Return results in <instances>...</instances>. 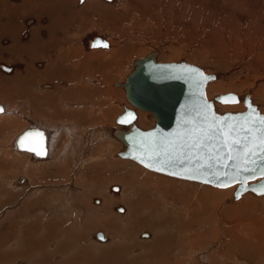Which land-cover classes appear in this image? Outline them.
<instances>
[{"label":"rangeland","instance_id":"obj_1","mask_svg":"<svg viewBox=\"0 0 264 264\" xmlns=\"http://www.w3.org/2000/svg\"><path fill=\"white\" fill-rule=\"evenodd\" d=\"M21 1L8 0V3L3 6L0 3V44L2 42L6 46L7 42H11L8 36H10L9 30L13 25L5 27L6 23L18 21L22 25H26L25 23L30 19L34 25L38 22V17H35L36 14L34 17H22V3L19 4ZM132 1L117 0V4H115L118 6L115 5L114 12H110L113 13L111 18H104L103 14L101 15L102 17H88L87 21L78 20V27L73 26L70 28L67 26L65 28V30L69 28V31H77L70 33L71 35L67 31L64 34L66 38L73 37L83 42L87 37L100 35L108 39L113 46V51L124 47L131 49L125 57L118 60L116 66L111 68V71L107 73V70H104L106 76H111V81H104V87H101L103 91L97 88L98 92L95 87L99 85V74L93 75L97 69L95 67L98 66L96 63L97 59H90L85 64L76 65L75 62L79 52L73 50L70 51L68 56L65 54L62 57L63 60L57 61L58 66L60 62L66 64L65 68L66 66H72L71 69H68L76 74H78V71L85 73L86 76H83V80L90 78V83H87L89 81L85 79L79 85L82 88V94H75L77 97L75 96L74 98L73 96L72 98L74 107H77L75 108L76 112L81 111L80 119H58V122L62 125L67 122L73 123L77 130L75 131L74 127H69L71 128L70 131L76 134L78 132L81 133L80 143L76 144L77 140L74 137L73 139L71 136L68 137L71 132L62 128V132H64L62 138L65 143L63 144L65 146L63 148L67 147L66 157L68 159L65 165L60 164L62 167L57 165L37 169L34 165L24 163L21 160V156L11 150L9 143H7L11 139L10 137L16 133L19 134L24 129V126L27 127L29 125L26 122L27 118L23 117L28 115L27 111H32V114L38 117L43 116L34 106L35 104L31 100L33 99L32 96L34 95L36 98L46 97L48 92H44L46 87H43L44 90H40L43 84H52L53 82L57 84L59 80H50L48 79L49 77H46L47 79L43 77V80L41 77L40 79L36 78L37 80L35 79L33 85L34 87L37 85L38 88H34L31 81H29L30 100L25 97H19L23 94L21 93L23 92V88L17 91L11 89V95H8L7 91L3 92L5 95L0 94V103L8 104V101L12 100L10 101L12 105L20 103L19 108L26 110V112H21L19 116H16L13 121L11 120L12 130L0 136V230L3 228L0 231V236L7 228H11L10 234H7V238L9 239H6L10 243L2 246L3 251L10 254L14 247L20 243V239H17V236L20 238L19 233L21 234V231L23 232L25 228H28L30 224L29 217L34 215L37 221L40 222L44 215L59 214L60 218L65 219L63 223L66 225H63V223H61L62 225L56 224L54 228L57 229L54 232L58 237H54L52 240L54 243L50 242L51 250L48 249L51 254L57 251V249L61 251L60 254L56 252V255L53 254L55 262L56 260L59 261V259H61L62 263L70 262L69 258H71V260L78 262V264H264V198L249 195L251 197L243 198L249 199L246 205H240V203H243V199L235 204H230L228 201L233 197L236 189L235 186L226 189L203 186L198 183L163 176L149 171L135 162L118 159L116 155L121 150V144L111 136V132L104 133L102 136L99 134L94 142L85 141L87 134L85 129L92 121L95 122L94 128L96 129L106 126L107 129L111 130L114 124L112 123L113 118L117 114L120 115V111L124 110L122 108V104L126 101L124 99L125 95L123 96L124 93L120 94L119 97L117 96L114 102L110 101V96L116 95V93L113 94L115 89H113L111 84L117 81L118 83L124 82L126 77L131 73L135 61L148 56L152 51L158 50L159 58L162 62L185 60L188 63L203 67L208 73L214 72L223 76L221 81L230 83L232 87L229 86L230 88L224 89L219 94L237 92L242 95L246 91L253 90V99L264 114V0H252L253 2L251 0H201L202 2L200 0H193L192 3H190L191 0H185L180 5L176 3L178 0ZM171 1H175L178 7L170 8L169 3ZM224 7L230 9L225 11ZM57 11L56 8L52 10L53 13H57ZM70 12H67V15H71ZM43 21L47 25L50 19H48V16H45ZM189 23L191 24L189 25ZM34 25L29 27L26 25L25 29H27V32H30ZM43 32L46 34L47 30ZM19 34L21 33L19 32L14 36ZM28 34L30 37L31 34ZM3 36H7L6 40L8 39V41H4ZM62 41L64 43L63 39ZM119 41L123 43L121 47L118 43ZM64 49L65 47L62 45V48L57 53H64ZM0 50L9 54L8 50L2 48ZM34 51L30 53V57L35 59L33 72L31 71L35 74L33 78H35L40 70L39 66L36 69L34 65L36 63H39L41 66L47 64L44 61L43 50ZM108 52L110 51L104 52L103 50V53ZM51 54L53 55V53ZM64 57H67V59ZM25 58L27 60L29 56ZM72 62L73 64H71ZM100 62L102 60H99V64ZM0 64L9 68L13 66L12 69L14 71L11 74H7L0 69V77L11 81L9 77L14 75L13 73L16 69L23 71L26 63L16 62L11 65V63L0 61ZM65 68L62 70H65ZM100 71H102V68ZM4 82L1 81L0 83ZM60 83L66 84L63 81ZM72 86L73 83H71V88ZM69 89L70 87L68 86L66 90ZM216 104L220 105L221 108L227 107L223 111L245 109L243 105L240 107ZM82 109H86V111L83 112L84 110ZM92 111L98 113L91 115ZM103 112H108L107 115L111 118L110 120L107 119V123L106 120L99 122V119H102ZM154 122L155 120L151 116L150 119H147V122L143 121L145 124L143 125L149 128ZM92 132H94V129ZM70 141H72V144H70ZM81 144H83L84 150L80 149L79 146ZM81 152H83V156ZM25 175L31 176L34 181L38 176V179L40 177L56 176L57 178H62L60 181L66 184H61L62 186L60 185L58 190L55 185L50 187L51 185L43 184L42 181H39L36 184L29 183L27 187L22 186L18 190L17 182ZM34 175L37 176L35 177ZM54 182L50 181L46 183ZM113 186H120L122 188L121 193H119L120 195L115 196L114 194L116 193L110 191V188ZM44 189L51 190L50 192L54 196H46V199L42 198L45 197L44 192H48ZM124 190L125 192L123 193ZM228 190L233 191L232 195H226ZM23 191H31L29 193L30 196L23 194ZM57 200L61 204L64 203L63 207L60 206ZM34 201L38 203L32 205ZM97 201L100 202L97 203ZM120 207L125 208V213L120 212ZM245 220L251 226L254 225V227L250 228L247 225L248 228L244 229L238 225L242 221L245 222ZM219 223L220 225H218ZM234 225L238 229L233 227ZM216 227H220L221 230L212 231V243L207 241L208 243L202 244L201 240L198 239V241H195V234L198 235L201 232L202 235L204 228L210 231ZM51 228H42L43 231L38 230L40 233L38 235L36 233L35 237L32 238L38 240L42 238V234L43 238L47 237L50 234ZM32 230L34 231V229ZM63 230L65 232H62ZM100 230L110 238L107 245L97 242L95 238V234ZM239 230L241 231L240 233H238ZM146 232L151 234L150 239L142 237L141 234ZM213 233L216 234L215 237ZM21 237H23V234ZM43 241L38 240V244L43 243ZM31 243H33L31 246L35 245L33 241ZM46 248L48 247H44V249ZM221 250L224 251L222 257L219 255ZM37 252L41 253L38 248L37 251L31 253L38 255ZM44 252L41 254L44 255ZM4 255L0 254L3 260H6L7 257ZM34 258H37L35 254L30 256L28 250H20L14 261L6 263L2 261V263L18 264L19 262H23L24 264H33ZM37 259L40 258L38 257Z\"/></svg>","mask_w":264,"mask_h":264},{"label":"water","instance_id":"obj_2","mask_svg":"<svg viewBox=\"0 0 264 264\" xmlns=\"http://www.w3.org/2000/svg\"><path fill=\"white\" fill-rule=\"evenodd\" d=\"M89 47L108 48L109 41L104 36L95 35L89 40ZM217 77L216 73H207L203 67L185 60L160 62L156 52L138 59L125 82L127 99L133 107L125 106L116 118V122L125 127L115 131V136L125 144L117 155L149 170L180 179L216 187L237 185L234 200L245 193L264 195V175H261V167L264 166L261 158L264 157V123L261 121L264 114L253 101L251 92H246L242 98L237 92L209 98L207 86ZM242 99L244 110L221 112L217 109L216 103L233 104ZM134 107L151 112L154 124L149 128L140 126ZM129 113L131 117H128ZM125 118L128 122L121 123ZM229 125L233 129L231 138L240 140L232 152L237 157L234 160L225 159L227 150L223 147L222 133L228 130ZM197 142L202 146L192 147ZM16 144L19 150L30 151L35 157L48 155V134L41 127H27L18 136ZM245 144L251 150L246 164L239 159ZM20 181H24V177ZM119 209L123 210L122 207ZM95 236L99 241L107 240L101 230ZM143 236H148V233H143Z\"/></svg>","mask_w":264,"mask_h":264},{"label":"bare ground","instance_id":"obj_3","mask_svg":"<svg viewBox=\"0 0 264 264\" xmlns=\"http://www.w3.org/2000/svg\"><path fill=\"white\" fill-rule=\"evenodd\" d=\"M18 1V0H17ZM50 1V0H49ZM49 1H45V0H22L19 4L22 3V17L26 18L28 16H31V17H34L35 14L36 16L35 17H38V22L36 25L33 24V22L30 20H28L25 24L29 27L31 25H34L33 28H31V31L30 32H27V29H25L26 25H22V23L18 22V21H12L10 23H6L7 25H5V27L7 26H11V24L13 25L12 28L9 30L10 31V40L11 42H7V45H3L2 42L0 44V48L4 49V50H8L9 54H7V52H2L0 50V61H3V62H7V63H11V65L13 63H16V62H24L26 63L25 64V69L22 71H20L19 69L15 70V72L13 73L14 75L13 76H10L9 79L11 81H7L4 79V77H0V82H7V83H0V94L2 95L3 92H6L8 93V95H11L12 93V90L14 91H17L18 89H22L23 88V93L21 96L19 97H25L26 99L30 100V97H31V93H29V81H31V84L32 86L34 87L33 83L35 82V79H41L44 77V78H48V79H58V83L54 84H43V86L41 87L42 89L40 90H44L43 87L45 88L46 87V90L45 91H48L47 92V96L46 97H40V98H36L34 95L32 96L33 99H31L33 102H34V106L36 107V109L38 111H40L42 113V117H38V116H35V114H32V111L28 112L27 111V116H23L25 118H27V123L29 124L27 127L31 126V125H35V126H38V127H41L43 129L46 130L47 134H48V155L46 157H43V158H38V157H35L33 155V153H31L30 151H21L18 149L17 145L16 144V141H17V138L18 136L27 128L26 126H24V129H22V131L19 132V134H14L12 137H10L11 139H9V141L7 143H9V147L11 150H13L14 152H16V154L20 155L21 156V160L24 161V163H27L28 165H34L36 166L37 169H40L42 167L44 168H48V166H57V165H65V163L68 161L67 157H66V154H67V147L66 148H63L65 147L63 144L64 141H63V133L62 132V128H65L67 131L71 132V128L69 127H74L75 131L77 130V128L75 127V125L72 123L70 124V122L68 123H65L64 125H62L61 123L58 122V119H77L79 120L81 117V111L80 112H76L77 110L75 108L77 107H74V103L72 102V98L76 95H79V94H82V88L79 86L80 84H82V81H84L85 79H87V81H89L90 78H85L84 80L82 79L83 76H86L85 73H82V71H78V74L74 73L73 71H70L69 69H71L72 66H66L65 68V65L64 63L60 62L59 66L57 65L59 60H63V56L65 54H67V56L70 54V51H73V50H77L79 52V55L78 57L75 59L76 60V65L78 64H85L87 60H90V59H97L96 60V63L98 66H96L95 68H97L95 70V74L93 75H96V74H99V82H98V86L95 87L96 89L97 88H100L101 87H104L103 83L104 81H108L110 82L111 81V76H106L105 73L108 71H111V68H113V66H116L118 60L123 57H125V55L127 53H129L131 51L130 48L128 47H124L120 50H112L113 46L112 44H110L109 42V47L108 48H103V47H97V48H91L89 47V40L91 38H93L95 35H92L91 37H87L83 42L80 41V39L78 40L77 38H71V37H64V34L67 33V31H69L67 28V30H65V28L68 26L70 28H72L73 26H77V21L78 20H88V17H102L101 15L103 14L104 18H108V17H112V14L113 13H110V12H114L113 9L115 7V5L117 4V0H84V1H81V0H51L50 2ZM134 1V0H133ZM132 1V2H133ZM140 1V0H139ZM142 1V0H141ZM144 1V0H143ZM185 1V0H178L176 1V3H179L182 4V2ZM193 0H191L190 3H192ZM201 1V0H200ZM252 1V0H251ZM172 2V3H171ZM169 4H170V8L172 7V9L174 7H178V5L175 4V1H171ZM189 2V1H187ZM202 2V1H201ZM253 2V1H252ZM0 3L1 5L3 6L4 4L8 3V0H0ZM116 3V4H115ZM139 3V2H138ZM143 3V2H142ZM145 3V2H144ZM234 3V2H233ZM120 4H122L120 2ZM126 5V4H125ZM124 5V6H125ZM195 5V3H194ZM246 5V4H244ZM118 6V5H116ZM15 7V6H14ZM19 7V6H18ZM126 7V6H125ZM150 7V6H149ZM194 7V6H193ZM7 8V7H6ZM56 8L58 11L57 13H53L52 10ZM120 8V7H119ZM124 8V7H123ZM144 8V7H143ZM189 8V7H188ZM203 8H205L203 6ZM121 9V8H120ZM119 9V10H120ZM176 9V8H175ZM230 9V8H229ZM228 7H224V10H229ZM254 10V9H253ZM56 11V10H54ZM70 12L71 15H67V12ZM193 11V9H192ZM257 11V10H256ZM118 12V11H117ZM170 12V11H168ZM176 12V11H175ZM119 13V12H118ZM259 13V12H258ZM56 14V15H54ZM167 14V13H166ZM179 14V13H177ZM21 15V14H20ZM98 15V16H97ZM156 15V14H155ZM163 15V14H162ZM45 16H48V19H50L49 24L45 25V22L43 21V18ZM172 16V15H171ZM252 16V15H251ZM158 18V17H157ZM171 18V17H170ZM21 19V17H20ZM155 19V18H154ZM15 20V18H14ZM156 20V19H155ZM6 22V21H5ZM25 22V21H24ZM23 22V23H24ZM189 22V21H188ZM47 23V22H46ZM83 24V23H82ZM188 24V23H187ZM191 23H189L190 25ZM174 25V24H173ZM90 26V25H89ZM78 27V26H77ZM187 27V26H186ZM93 28V27H92ZM84 29V28H82ZM47 30V33L44 34L43 31ZM74 30V29H73ZM25 31V32H24ZM21 33L17 36H14L18 33ZM73 32H77L76 30L74 31H69L68 33H73ZM24 33V34H23ZM30 33V37H29V34ZM71 35V34H70ZM68 35V36H70ZM76 35V34H75ZM82 36V35H81ZM80 36V37H81ZM6 37L7 36H3V40L4 41H8V39L6 40ZM1 38V37H0ZM13 38V40H12ZM23 39V40H22ZM62 39L64 40V43H62ZM120 47L121 45L123 44L122 42H118ZM62 45H64L65 49H64V53H57L58 50H60L62 48ZM175 45V44H174ZM61 46V47H60ZM261 46V45H260ZM60 47V48H59ZM262 47V46H261ZM162 49V48H161ZM160 49V50H161ZM34 50H37V51H42L44 52V58H45V62H47V64L45 66H41L39 65V63H36L34 66V68L38 69V66H39V71L38 73L36 74L35 78L34 75L32 72V69H33V63L35 61V59L32 57H30V53ZM84 50H87V51H84ZM103 50L104 52L106 51H110L108 53H103ZM112 50V51H111ZM63 51V50H62ZM159 51V50H158ZM158 51H154L157 53V59L158 61H160V58H159V52ZM167 51V50H165ZM16 52V53H15ZM35 52V51H34ZM84 52V53H83ZM135 52V51H134ZM153 52V51H152ZM169 52V50H168ZM12 53V54H10ZM41 53V52H40ZM53 53V55L51 54ZM55 53V54H54ZM170 53V52H169ZM186 53V52H185ZM63 54V55H62ZM11 55V56H10ZM191 55V54H190ZM10 56V57H9ZM29 56V59L26 60L25 57H28ZM42 56V55H41ZM169 56V55H168ZM189 56V55H187ZM65 58V57H64ZM164 58V57H163ZM191 58V57H190ZM193 58V57H192ZM67 59V57L65 58ZM102 60V62H100L99 64V60ZM260 59V58H258ZM106 60V61H105ZM192 60V59H191ZM194 60V59H193ZM197 60V59H196ZM66 62V60H64ZM136 62V61H135ZM135 62L132 66V71L134 69V66H135ZM162 62V61H160ZM179 62V61H178ZM260 62V61H259ZM67 63V62H66ZM73 64V62L71 63ZM70 64V65H71ZM81 64V65H82ZM95 64V63H94ZM9 66V65H8ZM80 66V65H79ZM21 67V65H20ZM19 67V68H20ZM82 67V66H81ZM264 67V65H263ZM13 66L11 68L5 66V65H2L0 64V69L7 73V74H11L14 70L12 69ZM65 70H62L64 69ZM69 68V69H68ZM78 68V67H77ZM102 68V71H100V69ZM68 69V70H67ZM76 69V67H75ZM73 69V70H75ZM80 69V68H79ZM77 69V70H79ZM76 70V71H77ZM104 70H107L106 72ZM261 70V69H260ZM32 71V72H31ZM100 71V73H99ZM131 71V72H132ZM206 71V70H205ZM207 72V71H206ZM88 73V71H87ZM208 73V72H207ZM220 74V73H219ZM41 75V76H40ZM109 75V74H108ZM218 75V73H217ZM90 77V76H89ZM95 77V76H93ZM98 77V76H97ZM46 78V79H47ZM223 76H220L218 75L217 79L211 81L209 83V85L207 86V96L209 98H213L216 93L218 92V94L220 92H222L224 89H228L230 87H232V85L230 83H224L222 82ZM8 79V80H9ZM18 79H20L18 81ZM36 79V80H37ZM127 79V77H126ZM126 79L124 80V82H121V83H118V81L114 84H111L114 92L116 93V95H112L110 96V101H115L117 99V96L119 97L120 94H123V96L125 95V98L126 101H124L125 103L122 104V108H124L125 106L127 107H133L132 104L128 101L127 99V95H126V88H125V82H126ZM43 80V79H42ZM53 80V81H54ZM40 81V80H39ZM63 81L64 83L66 82L65 85L61 84L60 82ZM81 81V82H80ZM45 82V81H44ZM242 82V81H241ZM245 82V81H244ZM60 83V84H59ZM71 83H73V86L71 88ZM87 83H90L87 82ZM87 83H85L86 85H88ZM243 84V82H242ZM248 84V83H247ZM70 87L69 90H66L67 87ZM96 86V85H95ZM230 86V87H229ZM115 87V88H114ZM34 88H38L37 85L34 87ZM261 88V86H260ZM12 89V90H11ZM48 89V90H47ZM111 89V88H110ZM88 90V88H87ZM209 90V91H208ZM101 91H103L101 89ZM260 91V90H259ZM97 92H98V89H97ZM106 92V91H105ZM108 92V90H107ZM246 92H251L252 94V99H253V90L252 91H246ZM245 92V93H246ZM20 93V94H21ZM209 93V94H208ZM215 93V95H214ZM244 93V94H245ZM16 94V93H15ZM19 94V95H20ZM76 94V95H75ZM100 94V93H99ZM5 95V94H3ZM18 95V93H17ZM214 95V96H213ZM243 95V94H242ZM242 95H241V98H242ZM86 96V95H85ZM211 96V97H210ZM257 96V95H256ZM16 97V96H15ZM18 97V98H19ZM77 97V96H76ZM17 98V99H18ZM8 101V100H6ZM12 101V100H10ZM8 101V104H2L0 103V105L3 106V111H0V136H2V134H5V132H8L9 130H12L11 129V120L13 121L16 116H19V114H21V112H26V110H21L19 108L20 106V103L18 105H12V102ZM118 101V100H117ZM254 101V99H253ZM82 102V100H81ZM255 102V101H254ZM11 103V104H10ZM15 103V102H14ZM83 103V102H82ZM106 103V102H105ZM17 104V103H16ZM80 104V103H79ZM110 104V103H109ZM108 104V105H109ZM113 104V103H112ZM111 104V105H112ZM223 106L225 105H232V106H245L244 105V101L243 99L239 102V103H233V104H222V103H219ZM77 105V104H76ZM107 105V104H106ZM217 105V104H216ZM14 106V107H13ZM90 106V105H89ZM115 106V105H114ZM12 107V108H11ZM109 107V106H108ZM117 108V106H115ZM114 108V107H112ZM136 108V107H134ZM224 108H227V107H223L221 108L220 105H217V109L221 112H224ZM27 109V108H26ZM109 109V108H108ZM28 110V109H27ZM84 110V109H82ZM106 110V109H105ZM112 110V109H110ZM109 110V111H110ZM115 110V109H113ZM137 110V113H138V119H137V123L140 125V126H144L145 124L143 123V121L145 120V122H147V119H150V117L152 116L153 119H154V116L151 112L149 111H146V110H142V109H138L136 108ZM86 109L83 111L85 112ZM98 111H101V110H98ZM107 111V110H106ZM116 111V110H115ZM124 110L120 111V113H122ZM34 112V111H33ZM102 112V111H101ZM111 112V111H110ZM38 113V112H37ZM98 113V112H97ZM95 113L94 111H92L91 115L92 114H97ZM104 113V112H103ZM108 112L102 114V119L100 120L99 119V122L100 121H105L106 120V123H107V119L110 120L111 118H109L107 115ZM114 113V112H113ZM116 113V112H115ZM119 113V114H120ZM151 114V115H150ZM38 115V114H36ZM118 115V114H117ZM117 115L115 116V118H113V126L111 127V130L110 129H107L106 126L104 127H99L100 129H96L94 128V125H95V122H91L89 120V122H91V124L87 125L86 127V131H87V134H86V139L85 141H88V142H94L95 139L98 137V135L100 134L101 136L104 134V133H109L111 132V136H113V138H115L116 140H118V142L121 144V150L124 149L125 147V144L122 143V141H120L116 136H115V131L120 128V129H125V127L119 125L117 122H116V118H117ZM47 119H46V117ZM111 117V116H110ZM29 118V119H28ZM90 118H92V116H90ZM98 118V117H97ZM87 119V117H86ZM95 121V119H93ZM155 120V119H154ZM82 121V120H80ZM83 122V121H82ZM150 122V121H149ZM144 124V125H143ZM66 125V126H65ZM85 125V124H84ZM112 125V124H111ZM64 126V127H63ZM93 126V128H91ZM109 127V126H108ZM145 127V126H144ZM145 128H148L145 127ZM94 129V132H92V130ZM73 131V130H72ZM100 131V132H99ZM78 132V131H77ZM7 134V133H6ZM71 136V138L73 139V137L77 140V143H80L79 142V139L81 137V133L78 132V134H76L75 132H71L70 135H68V137ZM64 138H67V137H64ZM70 139V138H69ZM67 139V140H69ZM74 139V141H75ZM84 140V139H83ZM72 141H70V144ZM68 141H67V145H68ZM84 144V143H83ZM83 144H81L79 147L81 150H84L83 148ZM106 144V143H105ZM86 145V144H85ZM106 145H109V144H106ZM73 146V145H72ZM82 146V147H81ZM103 146V145H102ZM4 147V146H2ZM8 147V149H9ZM112 147V145H111ZM115 147V146H113ZM6 148V146H5ZM13 148V149H12ZM87 148V147H86ZM104 148V147H103ZM69 149V148H68ZM102 149V148H101ZM116 149V148H115ZM120 150V151H121ZM66 151V152H65ZM112 151V150H111ZM109 151V152H111ZM82 156L84 155L83 152H81ZM98 153V152H97ZM94 154V153H93ZM96 155V154H94ZM89 156V155H88ZM96 157V156H95ZM116 157L118 159H122V160H126V161H132V162H135L131 159H126V158H122L118 155H116ZM115 157V158H116ZM113 159V158H112ZM137 163V162H135ZM139 164V163H137ZM27 165V166H28ZM136 165V164H135ZM140 165V164H139ZM61 166V165H60ZM69 166V165H68ZM142 166V165H140ZM62 167V166H61ZM143 167V166H142ZM35 168V169H36ZM145 168V167H144ZM71 169V168H70ZM147 169V168H145ZM149 170V169H147ZM40 171V170H39ZM149 171H152V170H149ZM152 172H155V171H152ZM49 173V172H47ZM157 174H160V175H163V176H168V177H171V178H175V179H179V180H182V181H188V182H192V183H198V184H201L203 186H211V187H214V188H218V189H226V188H230V187H237V185H233V186H229V187H216V186H213V185H210V184H204V183H199V182H196V181H190V180H186V179H180V178H177V177H173V176H169V175H166V174H162V173H158V172H155ZM35 176V175H34ZM37 176V175H36ZM35 176V177H36ZM47 176V175H46ZM39 177V176H38ZM32 179L31 176H24V181H20V179L18 180V190L23 186V187H27V185H29V183H34L36 184L37 182H41L43 184H49L51 185L50 187H52V185L59 190V187L61 184H66V183H63L62 181H60V179L62 180V178H57L56 176H48L47 178H42L40 177L39 179ZM72 177V176H71ZM120 177V176H119ZM64 179V178H63ZM33 180V181H32ZM59 180V181H57ZM168 180V179H167ZM170 180V179H169ZM50 181H55L54 183H46V182H50ZM57 181V182H56ZM75 181V180H74ZM115 181V180H114ZM59 182V183H58ZM62 182V183H61ZM73 182V181H72ZM117 182V181H116ZM123 182V181H122ZM121 182V184H122ZM16 183V181H15ZM120 183V182H119ZM75 185H77V183L74 182ZM73 184V185H74ZM124 184V183H123ZM32 185V184H31ZM157 185V184H156ZM62 186V185H61ZM67 186V185H66ZM17 187V186H16ZM34 187V186H33ZM74 187V186H73ZM23 189V188H22ZM66 189V188H65ZM72 189V187H71ZM78 189V188H77ZM24 190V189H23ZM45 191L47 189H44ZM43 190V191H44ZM48 191V190H47ZM51 191V190H50ZM48 191L47 193L44 192V195L45 197H42L44 199H46V196H54V194L52 192ZM68 191V190H67ZM108 191V190H106ZM110 191L113 193H116L114 194L115 196L118 195L119 193H121L122 191V188L119 186H113L112 188H110ZM19 192V191H18ZM28 192V193H27ZM23 191V194H27L28 196H30V192L31 191ZM59 192V191H57ZM109 192V191H108ZM125 192V190L123 191V193ZM49 193V194H48ZM110 193V192H109ZM233 191H229L226 193V195H232ZM60 195V194H59ZM120 195V194H119ZM249 195H252L254 197H258V198H264V195H255L254 193H245L242 195V197L238 200H234V198L232 197L228 203L230 204H235L236 202H238L239 200L241 201V199H243L244 197L246 198H249L251 196ZM38 196V197H39ZM51 196V197H52ZM59 197V196H58ZM108 197V196H107ZM112 197V196H111ZM62 198V197H61ZM113 198V197H112ZM243 199V203H240V205H246L248 202H249V199ZM257 198V200H258ZM38 201V200H37ZM37 201H34L32 202V205L38 203ZM58 201V200H57ZM226 201V200H225ZM59 202V201H58ZM100 202V201H99ZM97 201V203H99ZM60 203V202H59ZM226 203V202H225ZM57 204V202H56ZM64 204V203H63ZM63 204L60 203V206H62ZM103 205V204H102ZM238 205V206H240ZM31 206V205H30ZM66 206V205H65ZM34 207V206H33ZM63 207V206H62ZM231 207H234V206H231ZM60 208V207H59ZM123 209V208H122ZM125 209V208H124ZM123 210H120V212H124L125 211ZM230 209V208H229ZM194 211V210H193ZM219 212V211H218ZM36 213V212H35ZM44 213V212H43ZM48 213V212H47ZM220 213V212H219ZM36 215V214H35ZM47 215V214H46ZM59 214H48V216H43L42 219L40 220V222L37 221V219L34 217V215L32 217H29L28 220L30 221V224L27 228L28 232H29V229L30 228H33L34 231L36 230L38 232L39 231H43V229L45 228H51V231H50V234L47 235V237L45 236L44 238V241L43 243H40V244H36L35 247L34 245L32 246L34 250L37 251V248L38 250L42 253L44 252L46 254V251L47 249H44V247L47 246V243L45 244V242L50 241L52 242V240L54 239V237H56L57 235H55V229L57 228H54L56 227V224L58 225H62L61 223H63L65 221V219H62L58 216ZM6 217V216H4ZM70 218V217H68ZM221 218V217H219ZM224 218V217H223ZM35 219V220H34ZM222 219V218H221ZM48 220V221H46ZM240 220V219H239ZM218 221V220H217ZM238 221V220H237ZM20 222V221H19ZM17 222V223H19ZM69 222V221H68ZM67 222V223H68ZM240 222V221H239ZM16 223V224H17ZM65 223H63L64 225ZM231 224V222H230ZM234 224V223H233ZM256 224V223H255ZM66 225V224H65ZM202 225V224H201ZM220 225V223L218 224ZM216 225V226H218ZM239 226L243 227L244 229L245 228H248V226L250 228H253L254 225H250V223H248L247 220H245V222L242 221V223L238 224ZM248 225V226H247ZM31 226V227H30ZM208 227V226H207ZM233 227H236L237 226H233ZM240 227V228H241ZM256 227V225H255ZM43 228V229H42ZM62 228V227H61ZM232 228V227H231ZM249 228V229H250ZM203 229V228H202ZM210 229V228H209ZM238 229V228H237ZM243 229V230H244ZM13 230V229H12ZM216 231V230H221L220 227H216V228H213V230H205V228L202 230V235H201V232H199L200 234L198 235H194V239H196L195 241H198V240H201V243L203 244H206L208 243L207 241H209L210 243H212L211 241L213 240L212 239V231ZM241 230V229H240ZM239 230L238 233H240L241 231ZM253 230V229H251ZM46 231V230H45ZM55 231V232H54ZM31 232L32 229H31ZM31 233V237L27 234V237H25V239L28 238L27 242L28 241H31L33 238L32 237H35V234L37 233ZM62 232H65L64 230ZM244 232V231H243ZM246 232V231H245ZM255 232V231H254ZM40 233V232H39ZM44 233V232H43ZM10 234V232L8 233V235ZM26 234V233H25ZM38 234V233H37ZM47 234V233H46ZM214 234V233H213ZM4 235V234H3ZM43 235V234H42ZM67 235V234H66ZM96 235V234H95ZM142 235V234H141ZM216 234H214V237H215ZM26 236V235H25ZM53 238H52V237ZM104 236L107 237V240L106 241H99L97 240L96 236V240L97 242H100V243H105L107 245V242L110 241V238L108 237V235H106L104 233ZM258 236V234H257ZM58 237V236H57ZM3 236L0 237V240H3ZM29 238H32V239H29ZM144 239H150L151 238V234H148V236L144 237ZM6 239H9V238H6ZM198 239V240H197ZM5 240V239H4ZM3 240V241H4ZM34 240V239H33ZM32 240V241H33ZM95 240V239H94ZM57 241V239H56ZM194 241V240H193ZM192 241V242H193ZM96 242V241H95ZM54 243V242H52ZM112 243V242H111ZM161 243V242H160ZM196 243V242H195ZM198 243V242H197ZM16 244V243H15ZM27 244V243H26ZM60 244V243H59ZM158 244V243H157ZM27 245H32V243L30 242V244H27ZM101 245V244H100ZM104 245V244H102ZM41 248V249H40ZM49 248V247H48ZM59 248V247H58ZM80 248V247H79ZM62 249V248H61ZM32 250V248H31ZM44 250V251H43ZM53 250V249H52ZM33 252V251H32ZM58 253L60 254L61 251H59L57 249V251H54L53 254ZM64 252V251H63ZM75 252V251H74ZM161 252V250H160ZM221 253L219 254L221 257L224 255V251L221 250L220 251ZM38 253V252H37ZM77 253V252H76ZM75 253V254H76ZM39 254V253H38ZM44 254V258L46 257ZM50 254V255H49ZM51 254L50 251H48V257L52 256L53 259H51V261L49 259H46L43 260L40 258V259H37V258H34V261L33 264H78V262L76 261H73L71 260V258H69V261L70 262H64L62 263L61 262V259H59V261L56 260V262L54 261V255ZM73 254V253H72ZM218 254V253H217ZM193 255V254H192ZM191 255V256H192ZM212 255V254H211ZM210 255V257H212ZM227 255V254H225ZM217 256V255H216ZM51 257V258H52ZM59 257V256H58ZM62 257V256H61ZM67 257V256H65ZM76 258V257H75ZM213 258V257H212ZM220 258V257H219ZM57 259V257H56ZM245 259V258H244ZM248 259V258H246ZM145 260V259H144ZM148 260V259H147ZM209 260V259H208ZM207 260V261H208ZM66 261V259H65ZM75 262V263H74ZM146 262V261H145ZM148 262V261H147ZM212 262V261H211ZM251 262V261H250ZM213 263V262H212ZM216 263V262H215ZM222 263V262H221ZM27 264V263H26ZM252 264V263H251ZM256 264V263H254Z\"/></svg>","mask_w":264,"mask_h":264},{"label":"snow or ice","instance_id":"obj_4","mask_svg":"<svg viewBox=\"0 0 264 264\" xmlns=\"http://www.w3.org/2000/svg\"><path fill=\"white\" fill-rule=\"evenodd\" d=\"M104 46L107 47V45H104ZM200 75L202 76L203 74L201 73ZM205 79H207V78H205ZM224 102L227 103L228 101L225 100ZM233 102H235L234 98H233ZM0 111H3V109L0 108ZM131 116H132V114L129 113L128 117H131ZM126 122H128V118L121 120V123H126ZM261 123H264V120H262ZM210 127H212V125H210ZM232 131H233L232 126L229 125L228 130L223 131V133H222V135H223V147L226 148V150H227V155L225 157L226 160H234L237 158V157H234L232 155V152L234 151V146L240 144L239 139H232L231 138ZM262 144H264V140H262ZM201 146H202V144L200 142H197V143L192 145V147H194V148H200ZM209 151H211V149H209ZM250 151L251 150L249 149L248 145L245 144L243 149L241 150L240 156H239V159H241L242 163L246 164L249 162L247 157H248ZM262 151H264V148H262ZM252 154L255 155V152H252ZM261 158L264 159V157H261ZM145 166L150 167L151 165H145ZM225 167H227V164H225ZM156 170L161 171L162 169H156ZM244 170L248 171L249 169H244ZM252 171H254V170H252ZM173 174H175V173H173ZM261 175H264V166L261 167ZM221 186H225V185H221Z\"/></svg>","mask_w":264,"mask_h":264},{"label":"crops","instance_id":"obj_5","mask_svg":"<svg viewBox=\"0 0 264 264\" xmlns=\"http://www.w3.org/2000/svg\"><path fill=\"white\" fill-rule=\"evenodd\" d=\"M10 226H11V225H10ZM13 228H14V227H13ZM13 228H12V229H13ZM2 229H3V228H2ZM2 229H1V230H2ZM14 229H15V228H14ZM32 229H33V228H32ZM1 230H0V231H1ZM10 230H11V228H7V229L3 232L4 235H3V234L1 235V236L4 237L3 240H4V239H5V240H4V241H3V240H0V246H1V248H0V254H3V255L5 254L6 257H7V259H6V260H5V259L3 260V257L0 256V264H3L2 261H5V263L8 262V261H9V262H10V261H14V260L16 259L17 253H18L20 250H23V251H27V250H28L29 253H30V256H31L32 254H35L36 257L39 256V258H41V259L43 258L44 260L49 259V260L51 261V259H53L52 256L48 257V256L50 255V254L48 255V251L51 250V244H50V241H48V240H50V239H48L47 242H45V244L47 243V247H50V248H46L47 251H46V254H45V256H46L45 258H44V255L41 254V253L38 254V255H37L36 253H31V252H32L31 248L33 249V247H32L31 245H27V244H30V242H31L33 239H32L31 241H28V242H27L28 238L25 239V237H27V234H28L29 236H31L33 233L37 232L36 230H35V231L32 230L33 232H31V228L29 229V232H28V230L25 228V230H24L23 232L21 231V234L19 233L20 238L17 236V239H20V243H18V245L14 247L13 251H11V253H10L11 255L5 253V252L3 251V247H2V246H4V245L7 244V243H10V241H9V242L6 241V238L8 237L7 234H8V232H9ZM25 233H26V234H25ZM31 233H32V234H31ZM37 233L39 234V232H37ZM22 234H23V237H21ZM38 234H37V235H38ZM25 235H26V236H25ZM1 236H0V237H1ZM41 237H42V238H39L38 240H41V241H42V240L44 239V238H43V235H41ZM36 240H37V239H34V240H33V242H34L35 245L38 244V240H37V241H36ZM26 243H27V244H26ZM32 244H33V243H32ZM35 245H34V247H35ZM28 247H29V248H28ZM48 249H49V250H48ZM33 251H36V250H33ZM153 253H154V250H153ZM5 255H4V256H5ZM51 257H52V258H51ZM43 259H42V260H43ZM5 263H4V264H5Z\"/></svg>","mask_w":264,"mask_h":264}]
</instances>
